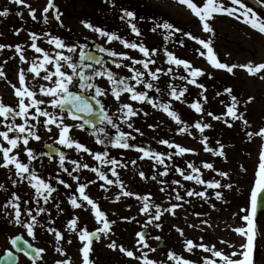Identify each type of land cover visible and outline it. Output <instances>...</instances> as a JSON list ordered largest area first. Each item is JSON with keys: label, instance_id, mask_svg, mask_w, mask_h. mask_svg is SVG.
Instances as JSON below:
<instances>
[{"label": "rangeland", "instance_id": "rangeland-1", "mask_svg": "<svg viewBox=\"0 0 264 264\" xmlns=\"http://www.w3.org/2000/svg\"><path fill=\"white\" fill-rule=\"evenodd\" d=\"M254 1L259 4V7L242 0L245 5L264 17V2L262 0ZM194 2L198 6H202L204 0H194ZM223 2L226 6H231L230 0H223ZM47 3L48 0H27V4L36 9L37 19L33 20L29 15L28 7L16 5L10 0H0V11L7 9L13 16L9 19L11 31H6V27H4L6 30L3 27L0 28V44L5 45L3 49H0V69L5 73V77H0V101L5 105L17 108L18 97L15 95L13 85L20 86L19 73L21 70L25 72L26 83L31 90L37 93L36 98L49 99L39 91L41 86H52L51 82L42 79L43 71L40 77H36L34 73L28 71L32 61L43 58L41 53H36L31 47L33 41L30 33L37 34L39 37L35 41L37 46L52 56H55L56 52L60 50L48 43L51 38L49 33L51 36L62 39L68 45L78 46L77 53L72 54L75 62H79V51L89 50L93 44H99L101 47L118 53H127L134 59H145L138 50L125 48L119 41L108 43L106 38L100 37L97 33L86 28L83 22L116 33L129 42L142 43L149 50H156L152 56L155 64H150V69L159 68L166 72L169 67H172L173 72L169 75H164L162 72L159 80L152 81L160 89L159 92L155 88L144 89L143 85L137 86V90L148 91L149 96L159 103H170L171 109L176 111L188 125L187 132L180 133L178 131L180 126L163 111L148 103L136 105L125 93L121 96V101L131 103L138 111V115L130 121L133 127L129 128L127 124L116 119L120 115L118 112L120 102L111 96V85L106 78L97 77L94 82L109 92V95L101 98L108 114L113 116L121 131L131 133L135 137V139L129 140V143L163 154L165 165L168 166V175H161L165 170V165L157 164L154 159H141L142 153L134 148L118 149L111 145L98 144L93 132L86 129L81 130L79 127H73L70 135L92 152L107 151L111 158L126 165L116 168L119 179L123 182L124 190L131 191L141 197L149 196V203L159 205L161 209L169 208L172 204H181L182 206L175 210V215L164 212L159 221L153 220L149 224L150 216L141 211L144 203L141 199H137L136 196H123L118 184L102 187L104 181L99 180L96 173L90 171L92 167H99L106 172L110 179L116 180V177L111 176L110 165H101L88 153L78 152L74 148L69 149L56 143L58 130L55 126H52V132H47L41 127L39 130L41 140H31L28 145L36 155V159L31 161V167L41 178L51 183L57 191L52 194V198L47 204L42 199L38 204L34 199L35 190L27 180L21 181L16 176L14 169L0 167V186H2L0 188V256L4 254L5 250H12L11 238L23 235L35 247L46 250L42 254V259L37 260L36 264H56V261L66 258L71 260V264H82L80 249L83 245L77 233L69 231V221L78 218V229L87 228L90 232L102 227V224L95 219L91 206L87 205V202H83V208L72 207L69 197L71 195L79 197V193L76 191L77 181L59 167L58 157H45L43 148L46 144L56 145L67 151L65 166L73 172V176L80 177L79 183L88 185L86 194L100 205L109 221H115L114 224H111L109 235L101 234L98 240L93 241L90 253L91 264H143L144 253L148 254L149 259L158 261L160 264H174V261L168 259L169 252H175L177 255L193 261V264H204L205 258L216 259L217 264H223L219 258L212 257L210 252H205L203 249L194 248L192 252L186 251L185 241L187 239L210 247L215 246L216 250L229 256L233 252H242L241 245L246 243V237L238 234L234 229L246 226V222L242 219L246 213L242 209L249 207L250 193L256 179L260 156L264 152V137L253 135L250 138L247 135L248 132L255 133L264 128V79H260L259 75H250L245 69L239 67L235 68L233 73L212 67L207 59L199 54L200 51L206 52V49L189 39L185 33H191L204 40L211 39L218 59L228 65H241L249 62L264 63V34L234 17L221 14L215 15L210 21L214 35L205 32L199 18L186 5L178 3V0H54L55 5L62 13V23L54 19L53 11L47 13L48 23H44L42 11ZM125 10L133 11L136 14L133 23L140 29V36H136L132 32L128 18L121 19ZM19 13H22V16ZM17 23L21 25L18 27ZM161 23H170L181 31L173 32L169 39H165V36L168 35L166 30L157 28L155 32L152 31L157 24ZM181 40L183 44L179 43ZM17 45L22 47L27 63L20 59V53L16 51ZM165 50L172 52L178 58L189 61L193 67L202 69L205 74L197 79V83H202L204 89L188 83L187 80L180 79L179 77L188 76V72L182 66L169 65ZM65 54L69 53L65 51ZM101 57L107 62L106 67L119 77L130 78L132 76L128 68H116L111 63L112 58H109L106 53L101 52ZM122 63L131 64L128 60H123ZM46 67L54 71L51 65ZM134 67L145 71V79L151 80L142 65ZM65 70L67 71V69ZM129 83L135 84V81L129 79ZM168 85L174 86L177 91L186 87L187 92L181 100H175L169 94L171 89ZM227 88H231L232 95L237 97L238 111L242 112L249 121L248 126L225 115L227 106L232 103L231 96L225 92ZM72 90L81 91L78 88V83L74 82ZM87 94L92 95L93 93ZM205 97H207L206 101ZM197 101L202 104L204 114H199L190 107ZM41 107L49 111H58L52 109L47 103ZM32 111L34 112V109ZM208 112L221 116L222 119L215 120L212 116L207 115ZM64 115L65 123L70 125L80 123V121L67 118L66 113ZM225 119L229 121L231 127L224 123ZM197 121L208 123L211 128L201 134L194 127ZM11 122V118L5 121L3 117H0V131L7 130L5 124ZM15 122L20 124L23 120L17 117ZM32 122L35 123V121ZM150 125L154 127H149ZM101 127L106 129L108 137H114L117 134L116 129L106 123H103ZM10 135H15V133H10ZM204 136L208 137L209 148L218 149L220 145H223L225 156H217L206 151L205 145L202 143ZM161 140H168L170 143L193 149L194 152L177 155L175 148L161 144ZM0 143L7 146L2 138H0ZM18 151L20 159L29 163L23 145ZM168 156L172 158L167 159ZM71 160H77L82 164L86 163L89 168L73 171L74 166L68 163ZM0 163H2V154H0ZM204 163L213 164L216 171L204 168ZM189 164L200 168L201 178L205 181L218 180L222 185L231 184L232 187L212 189L208 188L206 184L201 185L196 184L195 181L184 180L176 169H182L186 175L193 174ZM220 171L226 172L227 177L219 176L218 172ZM140 172H143L147 179L141 178ZM152 176H155L156 179H151ZM59 179L65 180L71 187L66 188L59 184ZM13 181L16 183L13 184ZM173 181H179L180 185L172 183ZM188 190L206 191L208 199L197 196L189 197L186 195ZM216 191L222 193V199H216ZM176 192H179L184 199L177 201L175 199ZM13 195L21 197V211L25 213L21 217L22 220L30 219L26 216L27 211H31L37 217L38 223L35 228L36 238L34 240L27 236L25 228L14 223L13 209L4 207ZM117 196L120 197L119 200L116 199ZM40 207L45 208L46 212L40 213L38 211ZM150 211L154 212L155 209L152 208ZM156 224H160L161 227H155ZM257 225L259 234L255 241L253 259L254 264H264V213L257 218ZM49 228L60 231L64 239L57 243L55 234L49 232ZM177 228L183 230V236L180 235ZM141 231H146V241L150 247H143L138 243L137 233ZM157 236L161 239H155ZM113 241L118 246L133 251L135 256L140 259L126 256L119 248L114 250L108 247ZM57 247H61L66 256L57 252ZM151 248H154L155 251H151ZM19 258V264H33L23 256ZM232 258L241 259L242 257L237 255Z\"/></svg>", "mask_w": 264, "mask_h": 264}, {"label": "snow or ice", "instance_id": "snow-or-ice-1", "mask_svg": "<svg viewBox=\"0 0 264 264\" xmlns=\"http://www.w3.org/2000/svg\"><path fill=\"white\" fill-rule=\"evenodd\" d=\"M11 3L16 5L26 6L30 9L29 15L33 20L37 19L36 9L32 8L31 5L27 4V0H10ZM264 2V0H262ZM178 3L181 5H186L193 14L199 18L203 31L211 33L214 35V29L210 24V21L214 18L215 15H228L230 17H234L238 21L248 25L252 29L258 31L261 34H264V17H261L257 14L251 7L245 5L242 0H230L231 6H226L223 0H204L202 6H198L194 0H178ZM49 11L54 12V19L57 21H61L62 13L59 8L55 5L54 0H48L47 6L43 8L42 15L44 19V23H48V15ZM9 15V11L4 9L0 11V16L7 17ZM22 16V13H19ZM128 18L129 26L132 32L136 36H140V29L137 27L133 21L136 19V14L133 11H124V15L121 19ZM84 26L91 31L97 33L100 37L106 38L108 43H112L113 41H119L124 45L125 48L138 50L143 54L145 59H134L129 56L127 53H118L109 48L101 47L100 52L106 53L107 56L111 59V63L115 65L116 68H128V70L132 73V76L129 77H119L116 73H114L111 69L106 67L107 62L103 59H96L89 55L88 52L84 50L79 51V62H75L73 55L77 53L78 46L76 45H68L62 39L48 35L51 37L48 40L49 44H53L57 51L55 56L49 55L44 49L37 46L35 43L36 40L39 39L36 33H30V37L33 41L31 47L35 50L36 53L42 54V60L37 58V60L32 61L31 66L28 71L34 73L36 77L41 76V72L43 71L44 75L42 79L51 82L50 87L41 86L39 91L40 93L49 98L48 100H40L37 99V93L31 90L30 86L26 83V76L23 70L19 73V87L13 85L15 89V95L18 97L17 108H13L11 106L5 105L2 101H0V117H3L5 121H8L11 118V123H6L5 127L7 130L0 131V138L4 142H6L7 146L4 143H0V154H2V163H0V167L12 170L14 169L16 176L21 180H27L30 186L35 190L34 199H36L39 204L42 199L45 204L48 203L50 198H52V194L57 191L55 187L45 179L41 178V176L31 167V161L36 159V155L34 151L28 147L29 142L31 140L40 141L41 135L39 134V130L41 127L44 128L47 132H52V126L58 130V139L56 143L62 145L66 148L72 149L74 148L78 152L88 153L93 156L94 160L100 162L101 165H110L111 176L116 177V180L110 179L105 171H102L99 167H92L90 171L96 173L99 180L104 181L103 186L118 184L121 189V194L126 197L136 196L137 199H141L143 203V207L141 211L150 216L148 221L149 224L152 223L153 220L159 221L164 212H169L175 215V210L181 207V204H172L169 208L161 209L159 205H151L149 203L150 197L145 195L143 197L131 192L124 190L123 182L119 179V173L116 171L117 166L125 167L126 165L120 164V162L114 158L109 156L107 151H97L92 152L88 147L84 144L78 142L73 136L70 135L73 127H79L83 130L86 126L91 125L93 129H96V125L91 117H98L102 123H106L110 125L111 128L116 129L117 135L114 137H108V133L104 127H100L98 132L94 131L93 135L96 137V143L101 145H111V147H115L118 149H129L134 148L136 151L142 153L141 159L149 158L154 159L157 164L165 165V156L158 152H153L145 147H140L136 145H132L129 143V140L135 139L131 135V133H125L120 130L119 125L115 122L113 116L108 114L104 103L101 98L109 95V92L104 88L96 84L94 81L97 77H104L111 85L110 94L114 99L119 103L118 112L120 115L116 118L121 120L122 123L127 124L129 128H132L133 125L130 123L133 117L138 115V111L132 106L131 103H126L121 101V96L123 94H128V97L131 101H136L139 103H148L151 104L154 108L163 111L170 117L177 125L180 127L178 131L180 133H185L188 131V125L181 119L180 115L171 109L170 103H159L156 99L149 96L148 91L145 90H137V86L143 85L144 89L152 90L155 88L157 92L160 91L156 85L152 83V81H157L160 79V74L163 72L162 69H150V64H155V60L152 59V56L155 54L156 50H149L142 43L138 44L135 42H129L127 40L122 39L116 33L108 32L102 28L96 27L91 23L83 22ZM157 28L164 29L168 32V35L165 36V39H169L173 32L181 31L178 28H175L170 23H161L157 24L156 27L152 29V31H156ZM18 34V33H17ZM185 35L194 40L197 44L201 45L205 51H200V55L204 56L208 63L216 68V69H224L229 73H233V70L237 67L241 69H245L250 75H259L260 79H264V63L253 64L251 62L247 64L241 65H228L226 63H222L213 48V42L211 39L204 40L200 39L192 35L191 33H185ZM180 44H183V41H179ZM5 45L0 44V49H3ZM11 47V46H8ZM16 51L20 53V59L22 61H26L25 56L23 54V49L21 46H16ZM65 51L69 53L65 54ZM165 54L168 57L167 63L169 65H175L176 67H183L185 71L188 72V76L179 77L180 79L187 80L188 83L193 84L201 89H204V85L202 83H197V79L200 76H203L205 73L202 69L193 67L192 64L184 59L176 57L172 52L165 50ZM94 60L95 64L100 65L99 68H96L91 75L86 74V70L92 69V63H86V61ZM123 60H128L131 62L130 65L122 63ZM47 65H51L54 68L53 70H49ZM135 65H142L144 70H147V75L151 77V80L145 79V71L136 69ZM67 69V71L65 70ZM173 68L169 67L166 72H163L164 75L172 74ZM0 77H5V73L2 69H0ZM190 77V78H189ZM55 78V79H54ZM78 78V81H77ZM129 79L135 81V84L129 83ZM74 82L78 83V88L81 90L80 92L73 91L72 88L74 86ZM171 89L170 96L175 100H181V98L187 92V88H183L180 91L172 86L168 85ZM206 90V89H205ZM231 96V105L227 106V111L225 115L227 117H231L232 120H239L245 126L249 125V121L245 118L242 112L238 111L239 101L235 95H232V89H225ZM82 93H93L91 96L82 94ZM205 101L207 97L204 98ZM251 100V98H250ZM249 100V102H250ZM93 101L96 105L99 106V111L97 112L96 108L93 105ZM48 104L52 109H56L58 111H49L46 108H42L41 105ZM197 113L204 114V108L202 104L197 101L190 105ZM34 109V112L32 111ZM65 113H67V118H70L75 121H80L78 125H70L65 123ZM147 115V113H145ZM208 116H212L215 120H221L222 117L218 115H213V113L208 112ZM20 117L23 122L17 124L16 118ZM44 119L41 120L40 118ZM87 117V118H86ZM32 121H35L33 123ZM224 123L228 124L229 127L232 125L229 123L227 119L224 120ZM149 127H154L150 125ZM194 127L199 130L201 134L205 132L206 129L211 128V125L208 123H204L203 121H197L194 124ZM139 131V129H136ZM10 133H15V135H10ZM191 135L190 132H188ZM143 135V133H141ZM247 135L251 138L253 135H258L264 137V128L259 129V131L253 133L248 132ZM208 137L204 136L202 143L205 145V150L212 152L217 156H225L223 145H220L218 149H212L208 147ZM161 144L167 145L169 148H175L177 150V155H184L186 153L194 152L193 149H189L186 147H182L178 144L170 143L168 140H161ZM219 143V142H217ZM23 145V150L26 152L29 163H25L20 159V153L18 149ZM49 148L52 145H48ZM171 156H168L167 159H171ZM66 156L63 152L59 153V167L63 170V172L67 173L71 176L75 181H77L78 187L76 191L79 193V197L75 195H71L69 197L70 203L73 208H83L84 203L87 202V205L91 206V210L94 213L95 219L98 223L102 224V227L97 228L96 231L90 232L87 228H79L78 229V218L72 219L68 223V229L71 232L77 233L79 240L82 242V248L80 249L82 253V264H91L90 253L92 252V244L93 239L98 240L100 235L103 234L105 236L111 233V224H114L115 221H109L106 213L101 210L100 205L94 201L88 194H86L87 184L79 183L80 177L73 176V172L69 171V169L65 166ZM71 163L74 168L73 171H81L82 169H88L89 165L86 163H80L77 160L68 161ZM135 163V162H133ZM203 167L206 169H210L212 171H216L213 164L204 163ZM189 168H191L192 173L190 175H186L182 169H176V171L187 181H195L196 184L207 185L208 188L212 189H220L222 187L231 188V184L222 185L220 181H205L201 178V170L200 168L194 166L193 164H189ZM139 175L143 179H147L143 172H140ZM162 176L168 175V166L165 165V170L161 173ZM218 175L221 177H227V173L220 171ZM151 179L155 180L156 177L152 176ZM16 181H13L15 184ZM58 183L64 185L66 188H70L71 185L66 183L65 180L59 179ZM172 183L180 185L179 181H173ZM182 186V185H181ZM2 188V186H0ZM164 191V189H161ZM186 195L197 196L203 199H208L206 191H192L188 190ZM216 199H222V193L220 191L215 192ZM119 196H117V200H119ZM175 199L177 201H181L184 199L179 192H176ZM21 197L18 195H13L12 198L4 205L5 208L11 207L14 212V223L16 225H20L26 229L27 236L31 237L33 240L36 238L35 236V228L38 223L37 217L32 214L31 211L26 212V216L30 219L22 220L21 217L25 213L21 211ZM27 203V202H25ZM264 206V152L261 153L260 156V164L258 166V170L256 172V179L254 181V186L250 193V201L249 207L247 209H242L246 214L242 217L243 221L246 222V226L235 228L234 231L238 234L246 237V243L241 245L243 249L242 252H233L231 256L224 254L222 251L216 250L215 246H207L203 243H196L191 239H187L185 241V249L188 252H192L194 248L203 249L205 252H210L212 257L219 258L223 264H254L253 254L255 249V241L258 236V225H257V214L260 211L261 207ZM214 207V205H213ZM152 208L155 209L154 212L150 211ZM40 213L46 212V209L40 207L38 209ZM207 223V221H204ZM147 227V225H145ZM155 227H161L160 224H156ZM49 232L55 234V239L57 243L64 239L63 234L60 231H57L54 228H49ZM177 231L181 236L184 235L182 229L177 228ZM138 243L143 245V247H150L146 241L145 232L141 231L137 233ZM155 239H161L159 236L155 237ZM10 243L13 248L16 249V252H20L23 250L24 246L31 249L35 255H31L28 252L24 254L29 256L32 260L33 264H36L37 259H42V254L46 251L42 248H36L33 244L25 239L23 235H17L10 239ZM71 243V241H68ZM108 247L112 249H117L126 256L140 259V257H136L135 253L131 250L124 248L123 246H118L115 241L110 243ZM151 251H155L154 248L150 249ZM57 252H60L61 255H65L66 253L63 251L61 247L56 248ZM168 259L174 261V264H193V261L184 258L183 256L177 255L175 252H169ZM241 256V259H233L232 257ZM17 256L11 250H5L4 254L0 256V264H15L17 261ZM56 264H71L70 259H63L56 261ZM143 264H160V262L149 259L148 254H143ZM204 264H217L216 259L205 258Z\"/></svg>", "mask_w": 264, "mask_h": 264}, {"label": "water", "instance_id": "water-1", "mask_svg": "<svg viewBox=\"0 0 264 264\" xmlns=\"http://www.w3.org/2000/svg\"><path fill=\"white\" fill-rule=\"evenodd\" d=\"M93 50H94V51H99V50H100V47H99L98 45H95V46H93ZM94 51H93V52H88L89 55H91L92 57H95L96 59H100V57L97 56L96 53H95ZM90 62H92V63L95 64L94 60H90ZM93 105H94V107L96 108V110H97V112H98V111H99V106L96 105L94 101H93ZM86 118H87V117H86ZM89 119H92V120H93V122H94L95 125H96V129H93L91 125L86 126V128L89 129V130H91V131H97V130H98V126H99L100 124H102V122L100 121V119H99L98 117H91V118H89ZM45 150L47 151V154H46L47 157H49V156H51V155L59 156V153H60V152H63L64 154H66V153H65L64 151H62L61 149H59V148H57V147H53V146H52L51 148H49L48 145L45 146ZM263 212H264V206L261 207V209H260V211L258 212L257 216H258L259 214L263 213ZM144 232H145V234H146V231H144ZM94 239H95V238H94ZM14 249H15V248H14ZM15 251H16V249H15ZM25 252H28V253H30L31 255H35V253H33L31 249L27 248V246H24L23 250L20 251L19 253H23V254H24ZM27 257H29V256H27ZM17 262H18V259H17V261L15 262V264H17Z\"/></svg>", "mask_w": 264, "mask_h": 264}, {"label": "flooded vegetation", "instance_id": "flooded-vegetation-1", "mask_svg": "<svg viewBox=\"0 0 264 264\" xmlns=\"http://www.w3.org/2000/svg\"><path fill=\"white\" fill-rule=\"evenodd\" d=\"M12 17H13L12 13L10 11H9V15L7 17L0 16V28L1 27H3V28L6 27L7 30L4 28L6 31H11L12 29H11V25L9 24V19H11ZM20 21H21V19H20ZM17 24H18V27H19V25H21L20 23H17Z\"/></svg>", "mask_w": 264, "mask_h": 264}, {"label": "bare ground", "instance_id": "bare-ground-1", "mask_svg": "<svg viewBox=\"0 0 264 264\" xmlns=\"http://www.w3.org/2000/svg\"><path fill=\"white\" fill-rule=\"evenodd\" d=\"M246 1L250 2L252 5L259 7V4L256 3L254 0H246Z\"/></svg>", "mask_w": 264, "mask_h": 264}]
</instances>
